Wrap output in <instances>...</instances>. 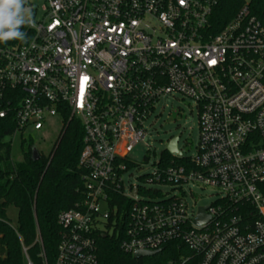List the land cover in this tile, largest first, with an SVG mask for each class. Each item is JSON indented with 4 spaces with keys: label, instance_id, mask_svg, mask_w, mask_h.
<instances>
[{
    "label": "built area",
    "instance_id": "1",
    "mask_svg": "<svg viewBox=\"0 0 264 264\" xmlns=\"http://www.w3.org/2000/svg\"><path fill=\"white\" fill-rule=\"evenodd\" d=\"M220 2L27 0L25 39L0 41L13 146L51 122L59 137L73 120L84 132L85 200L59 215L55 264H99L97 237L117 229L131 255L176 244L189 253L177 264H264V22L245 5L216 30ZM175 95L198 109L197 154L165 151L144 185L126 186L147 122ZM194 188L216 190L215 201L191 206Z\"/></svg>",
    "mask_w": 264,
    "mask_h": 264
},
{
    "label": "trees",
    "instance_id": "2",
    "mask_svg": "<svg viewBox=\"0 0 264 264\" xmlns=\"http://www.w3.org/2000/svg\"><path fill=\"white\" fill-rule=\"evenodd\" d=\"M245 5L252 16L264 22V0H221L213 15L216 30ZM14 128L8 119H0V264H26L27 257L43 264V252L48 264H55L62 233L59 215L85 200L84 172L79 166L83 128L71 121L51 154L39 152L38 159L32 138L22 139L21 160L15 157L10 139ZM164 157L169 158L167 152ZM12 210L17 212L15 222L10 218ZM118 231L97 237L99 264H177L182 255L189 254L170 244L156 256L135 259L120 249Z\"/></svg>",
    "mask_w": 264,
    "mask_h": 264
},
{
    "label": "rangeland",
    "instance_id": "3",
    "mask_svg": "<svg viewBox=\"0 0 264 264\" xmlns=\"http://www.w3.org/2000/svg\"><path fill=\"white\" fill-rule=\"evenodd\" d=\"M41 9L45 0H32ZM149 134L140 145L131 153L130 157L136 164L125 177V185H144L139 179L142 175L149 173L152 164L156 162L161 154L167 151L170 140L179 136L178 149L183 155L193 157L197 154L200 138L199 113L192 100L183 98L180 95L168 96L162 99L154 113L147 122ZM60 125L51 122L44 132L32 133V141L40 153L49 156L59 138ZM30 138V137H28ZM21 140L15 144L14 155L22 159ZM168 188H163L167 191ZM194 198H189L191 206L207 207L216 199L217 191L211 188L200 190L194 188ZM16 210H12L10 218L15 222Z\"/></svg>",
    "mask_w": 264,
    "mask_h": 264
},
{
    "label": "clouds",
    "instance_id": "4",
    "mask_svg": "<svg viewBox=\"0 0 264 264\" xmlns=\"http://www.w3.org/2000/svg\"><path fill=\"white\" fill-rule=\"evenodd\" d=\"M26 3L27 0H0V41L25 39L20 28L33 23L31 8Z\"/></svg>",
    "mask_w": 264,
    "mask_h": 264
},
{
    "label": "water",
    "instance_id": "5",
    "mask_svg": "<svg viewBox=\"0 0 264 264\" xmlns=\"http://www.w3.org/2000/svg\"><path fill=\"white\" fill-rule=\"evenodd\" d=\"M178 141H179V136H176L172 138V140H170L168 147H167V151L169 153L178 152ZM34 156H35V159H38L40 157V153L37 148L34 149ZM135 195H136V191H135ZM204 210H205L204 208L200 210V217L197 220L198 224H201L207 221V218L203 216ZM159 253L160 251H157V252L136 251L133 254V258L139 259V258L153 257Z\"/></svg>",
    "mask_w": 264,
    "mask_h": 264
}]
</instances>
